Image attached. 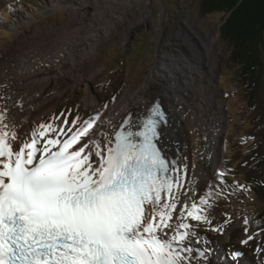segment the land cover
Wrapping results in <instances>:
<instances>
[{
  "label": "snow or ice",
  "instance_id": "snow-or-ice-1",
  "mask_svg": "<svg viewBox=\"0 0 264 264\" xmlns=\"http://www.w3.org/2000/svg\"><path fill=\"white\" fill-rule=\"evenodd\" d=\"M99 119L60 129L63 140L45 124L25 139L0 111V264H192L194 253L208 264L210 249L189 246L187 222L208 217L181 199L160 103L112 134L93 129Z\"/></svg>",
  "mask_w": 264,
  "mask_h": 264
},
{
  "label": "bare ground",
  "instance_id": "bare-ground-1",
  "mask_svg": "<svg viewBox=\"0 0 264 264\" xmlns=\"http://www.w3.org/2000/svg\"><path fill=\"white\" fill-rule=\"evenodd\" d=\"M96 1L71 3L51 0L49 6L33 8L19 2L14 9L5 5L0 11V29L15 15L14 22L6 25L11 32L0 33V39L4 37L0 45V111L15 124L22 137L31 134L33 126L67 95L84 89V106L94 105L95 99L88 92V86L96 71L86 75L83 66L98 59L106 42L119 32L117 23L131 20L127 8L139 9L143 5L147 8L150 0H123L122 6L100 5ZM145 10L134 21L131 20L132 27L123 38L124 47L134 32L148 25ZM213 41L210 39L204 43V53L209 56V62L203 69L202 57L198 56L195 63L172 50V44L170 51L166 50L164 46H169V41L157 42L161 46V54L150 76L134 93L125 92L114 107L105 108L93 126L94 130L112 134L125 113H143L157 94L169 100L168 105L178 127L173 139L184 148H179L184 153L179 170L181 192L184 194L181 199L187 197L185 202L189 205L196 203L198 187L220 164L222 132L227 127L219 119L214 106L215 97L206 91L217 66ZM76 73L78 77L75 78ZM69 79L71 82L66 87L51 91V86ZM166 82L171 84L167 86ZM177 88L181 91L178 92ZM59 139L63 140L62 137ZM184 164L188 165L186 172ZM187 222L197 221L188 218ZM192 264H196L195 253Z\"/></svg>",
  "mask_w": 264,
  "mask_h": 264
},
{
  "label": "rangeland",
  "instance_id": "rangeland-1",
  "mask_svg": "<svg viewBox=\"0 0 264 264\" xmlns=\"http://www.w3.org/2000/svg\"><path fill=\"white\" fill-rule=\"evenodd\" d=\"M12 1V0H9ZM24 1L28 3L24 5ZM81 0H67V2L75 3ZM93 1V0H92ZM153 1V0H150ZM96 3L100 5L104 4H118V6L123 5V0H97ZM153 3V4H152ZM149 2L147 4V8L143 5L141 8H127L128 16L131 20H135L137 16L141 15L142 11L145 10V16H147V24L139 29V31L134 32L129 38V43L134 39L131 43L130 51L128 49V45L124 47L123 38L126 36L127 32L131 29L132 23L131 20L121 21L119 23H115L117 25V29L119 32L113 36V38L109 39L105 46L100 50L98 55V59L94 63H89L83 66V73L86 75L89 73L95 72V77L90 81L96 82L93 85V89L99 93L100 96H103V92L101 89L105 88L106 93L104 97L114 98L108 102H104L102 100L99 102L94 95V92L91 91L90 86H88V92L95 99L94 105L85 107L83 103V95L84 89H81L80 92H76L74 94L67 95L61 102L50 112L46 113L40 121H38L33 129L37 130V134H39V126L41 124L51 125L53 131V135L56 137L64 135L60 133V129H64L67 132L68 128H72L73 131L76 127H79V120L81 122L88 120L91 117L97 116V114L101 115L102 112L106 109L112 108L117 104L118 98L123 95L125 92L129 94L134 93L138 90L141 85L146 81V79L150 76L147 74L151 68L155 65L157 59L156 57H160L161 54V46L157 42L169 41L170 45H165L164 48L169 49L171 44L173 45L174 51H177L178 54H184L187 56L192 62L197 63L198 55L201 59V68H205L207 63L209 62V56L204 53L206 50L204 43L208 42L210 39H214L216 37V30L211 26V21L203 20L199 18L196 14L190 15V10L192 9V4L195 3L194 0H177V5L172 2V0H154V2ZM22 4L29 7H43L49 6L51 4V0H22ZM172 7L175 12L171 18L166 16L163 18L162 7ZM6 5L5 0H0V11H2ZM18 4H16L17 6ZM35 5V6H34ZM153 5V6H152ZM3 8V9H2ZM18 8V7H17ZM14 9V8H12ZM123 9V7H122ZM50 9L47 8V12ZM159 11L161 12L162 17H159ZM24 13V11H22ZM15 16V15H14ZM14 16L8 19V24H12L14 22ZM192 17V18H191ZM163 19V20H162ZM17 22H19L16 19ZM164 22V23H163ZM5 26L0 29V33L3 32L10 33L8 27ZM155 23V24H154ZM164 27L167 30L163 29ZM20 26V25H19ZM160 28V29H159ZM159 29L160 31H158ZM123 34V35H122ZM149 34V35H148ZM177 35V37H174ZM181 36V37H180ZM3 39H0V45L3 44ZM8 40V37L7 39ZM128 44V43H127ZM216 48L215 43V55H217L219 51V46ZM197 49V51H196ZM199 49H204L201 54L199 53ZM165 50V51H166ZM167 52V51H166ZM170 54V53H168ZM183 59V58H182ZM186 63L187 60L183 59ZM120 61V63L118 62ZM126 61V65L124 64ZM218 62V60H217ZM123 63V64H122ZM125 65V67H123ZM202 68V69H203ZM147 74V75H146ZM216 74L217 68L213 75L212 82L206 88V91L215 97L214 106L219 112V119L225 122L224 127L227 125V131L225 135V140L223 144V148L225 150L224 156V168L222 169V164L219 168H215L214 171L210 172L207 179L204 180L203 184L211 182L214 177L215 180L211 182L208 187H210L209 191L201 190L202 185L198 188L197 201L200 202L201 197H204L206 203L201 204L199 207L202 215H206L208 217V222H203V224H198L194 222L195 227L192 231L195 233H199L198 236H190L191 243L189 246L198 247L199 249L208 248L207 239L201 233L206 232L211 227L214 226V223L219 219L216 218L213 222L214 216L218 213L222 215V207L223 202L220 200L222 197L223 191H225L226 181L224 180L225 176L232 177V175H227L225 172L229 169L238 170V166L242 163H245L248 158H250V151L253 148V144H251V139L249 137V124L246 114L242 108L240 101L237 99L235 94L230 95L229 91H225V95L222 99H220V94L217 92L215 87L216 84ZM149 75V76H148ZM78 77V73L75 74V78ZM71 80L61 81L57 84L51 86V91L58 90L66 87ZM184 83V82H183ZM177 91L180 92L181 89L177 88ZM120 92V93H119ZM111 93V94H110ZM119 93L118 96H115ZM104 97H101L104 99ZM116 97V98H115ZM108 99V98H107ZM61 104L62 107H61ZM223 104H226V112H227V120L224 118L222 110ZM260 104L261 111L264 113V83L262 82V91L260 94ZM76 108V118L79 117L77 124L75 126L72 125V121L76 120L74 115V107ZM53 111V112H52ZM52 112V113H51ZM61 113L63 116L60 119H56L55 122H51L53 119L54 113ZM67 112L70 113V116H66ZM80 112V113H78ZM83 112V114H81ZM97 113V114H96ZM47 116V117H46ZM83 117H85L83 119ZM67 120L68 124L65 125L64 121ZM51 122V123H49ZM97 126V125H96ZM95 127V126H94ZM175 129L177 128L174 125ZM224 130V128H223ZM47 132V137L49 136V132ZM32 132V131H31ZM71 135V133H68ZM66 136V135H64ZM67 137V136H66ZM25 139H30L31 134H27ZM49 138V137H48ZM176 143V142H175ZM178 144V143H176ZM179 145V144H178ZM257 156L262 157L264 159V151L258 149L255 151ZM242 169V167H241ZM241 170H238L240 172ZM213 200V201H212ZM217 204V205H216ZM215 209V212H213ZM224 214L228 217H233L235 220H241L245 217H252L253 212L251 208L245 204L241 206H237L236 208L226 210ZM243 227H245L243 225ZM229 236V234H226ZM237 238L238 236L235 235ZM238 240L240 238H237ZM199 241V242H197ZM236 241L237 244V240ZM222 244V243H221ZM264 248V247H263ZM249 249H252L249 247ZM259 259L264 261V250L259 249ZM256 255V251L254 252Z\"/></svg>",
  "mask_w": 264,
  "mask_h": 264
},
{
  "label": "trees",
  "instance_id": "trees-1",
  "mask_svg": "<svg viewBox=\"0 0 264 264\" xmlns=\"http://www.w3.org/2000/svg\"><path fill=\"white\" fill-rule=\"evenodd\" d=\"M194 1L191 13L203 20L209 19L212 22L211 26L214 25L216 32L219 33L217 42L224 51L219 86L223 87L222 89L225 91L235 93L240 101L248 119L250 133L255 138L252 143L257 141L253 147H264L263 138L256 137L260 135L259 133H262L264 137V113L259 106L264 73L262 55L264 49V0ZM172 2L177 4V0H172ZM164 11L168 18L175 14L172 7H167V10L164 7ZM158 14L160 17L161 13ZM104 98L109 99L110 97L105 96ZM254 168L255 165L250 168L253 175L251 173L240 174L237 180L230 178V181L241 182L244 179H258L255 180L256 185L249 193L245 190L241 195L242 198L250 200L248 206L252 212L258 213L255 219L262 224L256 230L250 228L247 237H254L256 242L264 243V178H261ZM238 196L231 201L236 202ZM244 231L246 230L244 229Z\"/></svg>",
  "mask_w": 264,
  "mask_h": 264
},
{
  "label": "flooded vegetation",
  "instance_id": "flooded-vegetation-1",
  "mask_svg": "<svg viewBox=\"0 0 264 264\" xmlns=\"http://www.w3.org/2000/svg\"><path fill=\"white\" fill-rule=\"evenodd\" d=\"M172 131H169L167 134H166V138H167V143L165 144V149L168 150V152L170 151V140H171V135H172Z\"/></svg>",
  "mask_w": 264,
  "mask_h": 264
}]
</instances>
